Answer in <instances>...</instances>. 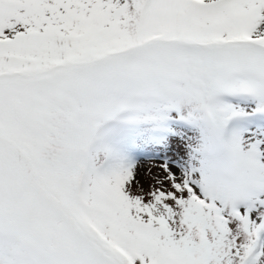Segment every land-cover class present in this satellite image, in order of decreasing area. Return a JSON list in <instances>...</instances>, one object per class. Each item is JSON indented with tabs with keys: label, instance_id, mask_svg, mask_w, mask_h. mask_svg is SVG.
Segmentation results:
<instances>
[{
	"label": "snow or ice",
	"instance_id": "obj_1",
	"mask_svg": "<svg viewBox=\"0 0 264 264\" xmlns=\"http://www.w3.org/2000/svg\"><path fill=\"white\" fill-rule=\"evenodd\" d=\"M0 264H264V0H0Z\"/></svg>",
	"mask_w": 264,
	"mask_h": 264
},
{
	"label": "rangeland",
	"instance_id": "obj_2",
	"mask_svg": "<svg viewBox=\"0 0 264 264\" xmlns=\"http://www.w3.org/2000/svg\"><path fill=\"white\" fill-rule=\"evenodd\" d=\"M160 163L159 160L149 159L147 157H144L139 162V176L138 179L141 180L142 183L147 184L149 176L148 169H152L153 172H155L157 169L155 167L156 164Z\"/></svg>",
	"mask_w": 264,
	"mask_h": 264
}]
</instances>
